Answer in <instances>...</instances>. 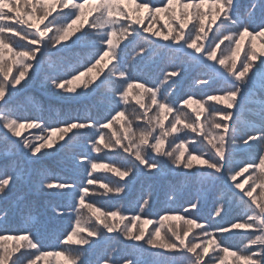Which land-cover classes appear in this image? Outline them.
<instances>
[{"label":"snow or ice","instance_id":"6c2138e0","mask_svg":"<svg viewBox=\"0 0 264 264\" xmlns=\"http://www.w3.org/2000/svg\"><path fill=\"white\" fill-rule=\"evenodd\" d=\"M55 258L264 264V0H0V264Z\"/></svg>","mask_w":264,"mask_h":264},{"label":"trees","instance_id":"16d2710c","mask_svg":"<svg viewBox=\"0 0 264 264\" xmlns=\"http://www.w3.org/2000/svg\"><path fill=\"white\" fill-rule=\"evenodd\" d=\"M256 43H257V48L259 49L260 41L258 40ZM193 107H195V105H194ZM61 111H63V109H61ZM115 127L119 128L120 125L117 124V125H115ZM99 174H103V173H99ZM173 223H176V222L174 221ZM50 259H51V258H50ZM58 259H62V258H55V259L53 260V264H55V260H58Z\"/></svg>","mask_w":264,"mask_h":264}]
</instances>
